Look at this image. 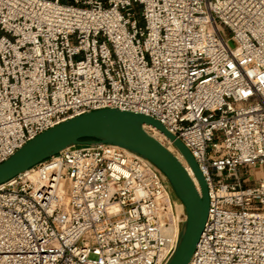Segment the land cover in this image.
<instances>
[{
	"label": "built area",
	"instance_id": "1",
	"mask_svg": "<svg viewBox=\"0 0 264 264\" xmlns=\"http://www.w3.org/2000/svg\"><path fill=\"white\" fill-rule=\"evenodd\" d=\"M102 108L156 118L197 160L189 264H264V0H0V164ZM184 219L150 160L74 145L0 185V264H165Z\"/></svg>",
	"mask_w": 264,
	"mask_h": 264
},
{
	"label": "water",
	"instance_id": "2",
	"mask_svg": "<svg viewBox=\"0 0 264 264\" xmlns=\"http://www.w3.org/2000/svg\"><path fill=\"white\" fill-rule=\"evenodd\" d=\"M152 125L178 148L190 170L144 128ZM97 142L117 145L154 163L182 202L185 219L179 224L176 246L165 264H189L210 211L209 186L188 147L156 118L118 108L92 110L69 118L38 134L0 164V185L74 145Z\"/></svg>",
	"mask_w": 264,
	"mask_h": 264
},
{
	"label": "bare ground",
	"instance_id": "3",
	"mask_svg": "<svg viewBox=\"0 0 264 264\" xmlns=\"http://www.w3.org/2000/svg\"><path fill=\"white\" fill-rule=\"evenodd\" d=\"M181 160L186 164V160H185L184 158L181 157ZM188 168H189V166H188ZM189 170H190V168H189ZM190 173H191L192 177L194 178L196 184L198 185L197 180H196L194 174L191 172V170H190ZM198 186H199V185H198ZM178 232H179V229L176 228V229H175V234H176V236L178 235Z\"/></svg>",
	"mask_w": 264,
	"mask_h": 264
},
{
	"label": "rangeland",
	"instance_id": "4",
	"mask_svg": "<svg viewBox=\"0 0 264 264\" xmlns=\"http://www.w3.org/2000/svg\"><path fill=\"white\" fill-rule=\"evenodd\" d=\"M64 1H71V0H64ZM180 212H182V209H181V211Z\"/></svg>",
	"mask_w": 264,
	"mask_h": 264
},
{
	"label": "crops",
	"instance_id": "5",
	"mask_svg": "<svg viewBox=\"0 0 264 264\" xmlns=\"http://www.w3.org/2000/svg\"><path fill=\"white\" fill-rule=\"evenodd\" d=\"M183 210V209H182Z\"/></svg>",
	"mask_w": 264,
	"mask_h": 264
}]
</instances>
